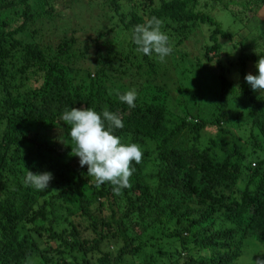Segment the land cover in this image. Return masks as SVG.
<instances>
[{"label":"trees","instance_id":"obj_1","mask_svg":"<svg viewBox=\"0 0 264 264\" xmlns=\"http://www.w3.org/2000/svg\"><path fill=\"white\" fill-rule=\"evenodd\" d=\"M50 1L43 3L51 11ZM201 1L161 0L154 8L150 1L145 15L126 19L119 13V0H110L130 34V51L108 60L98 51L95 79L85 87L70 78L86 58L84 52L76 56L70 51L73 39H64L54 52L16 38L33 20L30 0H17L22 21L16 27L7 29V20L0 19V264H122L127 257L139 259L145 249L153 250L161 264L181 263V257L188 258L183 264H238L251 240L264 248V158L254 159L264 156V96L255 97L241 81L240 94L249 98L252 120L249 127L235 126L227 107L228 71L217 59L219 104L209 102L203 118L189 113L167 126L166 113L179 103L172 89L162 85L149 95L152 87L145 83L159 74L151 56L139 53L131 40L133 27L155 16L162 20V30L168 27L185 41L206 27L205 51L219 54L221 39L229 35L199 8ZM9 6L1 1L0 13ZM244 6L256 10L260 4L249 0ZM260 57L264 53L242 48L241 77L250 61ZM207 60L212 58L207 55ZM144 65L151 68L142 74ZM199 67L206 76L212 72L209 66ZM111 79L138 91L134 108L119 101L118 94L126 90H111ZM105 106L123 119L124 127L115 134L143 150L140 163H134L131 187L119 192L108 182L96 186L72 152L69 126L60 120L66 108L95 107L99 112ZM188 117L192 119L186 121ZM27 171L50 172L53 178L39 191L26 185ZM75 220L85 224L87 235ZM126 221L139 222L142 231L132 236ZM199 247L210 255L194 258Z\"/></svg>","mask_w":264,"mask_h":264},{"label":"rangeland","instance_id":"obj_2","mask_svg":"<svg viewBox=\"0 0 264 264\" xmlns=\"http://www.w3.org/2000/svg\"><path fill=\"white\" fill-rule=\"evenodd\" d=\"M1 1L8 2L10 6L8 10L0 13V19L7 20L5 23L7 29L16 27L22 21L20 16L22 7L17 4V0H0V4ZM150 1H153L151 8L161 4V0H119V13H123L126 19H129L133 13L145 15ZM248 1L202 0L200 2L199 8L208 11L209 15L211 13L222 24L220 26L225 33L229 35V38L221 39L219 54H215L213 51L207 54L205 51L204 39L207 40L210 31L206 27L202 28L201 34H194L186 41L174 37L172 29L165 27L163 31L169 35L173 49L172 53L163 62L158 60L155 54L151 55L159 76H156V80L152 83L146 84L143 82L145 85L152 87L149 95L159 85L164 86L166 89H172L174 99L179 104L166 113L165 125L168 126L178 117L194 112L197 115L200 114L203 118V115L209 113L207 109L209 102L215 105L219 104L216 102L221 93L220 65L216 64L217 59H219L221 62L223 61L225 70L228 71L227 107L231 109L230 119L235 126L245 124L249 127L252 120L249 112L251 103L247 101L249 100L248 97L240 94V84L244 77H241L238 55L244 47L245 50L256 55L264 53V0H250L252 3L257 2L260 4L256 10H250L244 6ZM226 3H229L227 7ZM30 5L33 20L28 24L27 30L18 34L16 38L25 44H37L41 50L50 48L54 52L64 39H73L75 43L70 51L76 56L83 52L86 54L85 60L78 62L75 71L70 75L75 85L85 87L89 85L91 79H95L92 69H95V59L98 51L102 52L105 60L112 58L113 55L124 57L130 51L128 46L130 34L123 28L120 15L114 11L110 0H51V11L47 10L48 8L43 0H30ZM97 47H101V49H97ZM132 53H137V51ZM138 55L134 54L133 56ZM207 55L212 60H207ZM256 62L254 60L250 61L247 74H256ZM68 64L69 62L66 63L65 69L68 68ZM201 64L212 69L209 76L202 74L201 67H199ZM150 68V66L144 65L142 74L148 72ZM130 81L131 78L125 84H130ZM109 87L111 90L113 88L114 91L119 89L128 91L130 89L113 79L109 81ZM136 92L138 94L137 90ZM141 92L142 87L139 95H142ZM251 92L255 97L264 96V91L258 92L251 89ZM246 101L247 103H245ZM176 102L173 100V103L177 104ZM232 122H228L227 126L233 128ZM233 129L235 130V128ZM210 131L213 135L216 134L214 127ZM58 139L61 142L64 141L61 135ZM263 158L264 156H258L254 159ZM75 223L80 228L79 230L83 232V235H87L83 230L85 224L83 226L78 220H75ZM138 223L135 221L130 225L126 221L132 236H136L142 231V225L140 226ZM51 245L55 246L53 242ZM162 249L169 248L163 247ZM263 251V246L260 247L251 240L244 247L237 263L255 264L257 258H262ZM210 253L211 251L199 247L193 252V257H208ZM180 259L181 263L167 264H183L188 258L181 257ZM143 260L150 264H161L158 262L159 256L150 249H145L140 254L139 259L135 257L125 258L122 264H141L140 262ZM31 264H39V261L33 260Z\"/></svg>","mask_w":264,"mask_h":264},{"label":"clouds","instance_id":"obj_3","mask_svg":"<svg viewBox=\"0 0 264 264\" xmlns=\"http://www.w3.org/2000/svg\"><path fill=\"white\" fill-rule=\"evenodd\" d=\"M163 22L158 17H151L142 24H137L131 32V40L136 50L163 62L172 53L169 35L162 30ZM256 74L248 73L244 79L253 91H264V57L256 64ZM137 98L136 90L130 89L118 94V99L134 108ZM193 115V113H191ZM192 118L188 117L186 121ZM60 120L69 126V135L74 142L72 152L79 158L81 167L87 166V173L95 178L99 187L108 182L114 185V191L131 187L130 178L136 171L134 166L139 164L143 150L138 143H125L115 134L116 129H122L124 122L117 113L110 111L107 106L99 112L95 107L66 108ZM199 122L198 119H193ZM50 172L34 174L27 171L25 183L36 190L45 191L52 179ZM255 264H264V258H257Z\"/></svg>","mask_w":264,"mask_h":264}]
</instances>
